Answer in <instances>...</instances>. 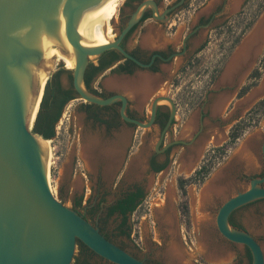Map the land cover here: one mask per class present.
<instances>
[{
    "label": "flooded vegetation",
    "instance_id": "flooded-vegetation-1",
    "mask_svg": "<svg viewBox=\"0 0 264 264\" xmlns=\"http://www.w3.org/2000/svg\"><path fill=\"white\" fill-rule=\"evenodd\" d=\"M144 1L146 0H126L122 4L120 3L121 6L119 4L112 19L113 21L111 20L109 23V27L113 31L111 41H119L118 45L129 56L117 48L105 51L96 58L95 62L90 61L83 83L89 92L102 98H125L126 116L143 123L151 121L153 107L158 99L168 98L173 103L171 104L167 100L157 102L155 118L148 129H141L136 123L123 117L121 112L124 102L121 98H117L113 104L108 106H100L88 102L81 103V108L85 113L84 130H92L90 133L96 135L95 139L98 140L100 147L105 151L101 150L105 153L102 151L92 153L97 160V163L92 165V168L96 169V182L94 183L92 173H81L83 185L81 186V191H75L74 193V209L79 210L81 208L79 202L82 201L84 212L79 213L99 228L107 239L123 249L125 248L113 237L132 236V225H130L129 220L145 201L147 194L144 185L146 175L149 172L160 175L171 162L170 156L174 147L180 148L175 161H180L182 157H185L182 159L181 166H184L185 169H193L203 156L205 147L208 144H218L224 138L219 131H217L218 133L214 131L210 136H203L205 130L204 110L198 114V127L192 133V136L188 139L179 138L184 129V122L177 124L179 105L173 97L164 95L162 90L166 87H174L180 74L189 69L190 65L195 63L194 59L204 52L210 42L209 39L213 31H218V29L223 28L233 19L239 18L243 9L250 2V0H233L231 2V12H226L225 6L229 1L222 0L212 7L211 10L202 13L196 22L192 24L191 19L186 22L184 15L185 11L190 13L186 9L189 6H194L193 2L197 0H172L163 6H161L160 0H151L152 3L146 6L142 14L133 21V16ZM165 1L168 2V0ZM199 8L194 9V15L201 10ZM263 50L264 46L259 50H253L252 56L247 61L249 66L243 68L241 73L239 72L233 79L234 82L232 83L234 86H237L243 80L249 69L252 70L248 75V79L252 80L251 75L258 68H256V65ZM234 57L235 55L229 64ZM61 72L67 74L68 87H64L61 81H56ZM240 75L243 76L239 79ZM108 78L110 79L111 87H109L110 91L107 93L105 80ZM56 82L59 84L61 93L57 100L58 107L66 98L69 99L67 104L81 100L75 89L73 71L68 70L66 64L59 65L58 70L49 80V101L53 98L52 91ZM208 95L209 92L206 96L208 97ZM226 95H228V101L229 93ZM257 103L253 105L254 108ZM248 105L246 108H241V111L250 108ZM173 107H175L174 115ZM171 117L172 123L169 126ZM194 120L196 119L193 118L191 120L192 125L195 124ZM222 128V124H219V129L222 130ZM140 130L143 131L140 132ZM173 130L175 137L170 138L169 136ZM151 139H153L154 143L152 142V146H149L150 151L147 153L145 150ZM219 139L220 141L216 142ZM83 143L82 139L78 146ZM114 148L117 149V155L114 156L116 158L113 160L112 157V160L108 161V159H111L108 150H113ZM79 150L78 148V152ZM78 160L79 155L77 154L74 159L76 167L72 173L73 178L78 175V166H80ZM188 163H191V166H188ZM108 164L112 168H109ZM142 165L144 166L143 170H141L143 167H140ZM131 172L138 173L137 178L133 181L128 179L131 176ZM112 194L113 199L109 202L108 197ZM121 204L126 209H130L134 204H137V206L132 213L127 212L124 215L119 210ZM249 205L243 206L232 213L230 216L231 225L245 230L242 226L235 223L233 216L237 211ZM170 206L172 208L171 200L164 212ZM90 217H97V220L92 221ZM113 217L117 218L118 223L109 232L107 231L109 220ZM155 226L157 228L158 223ZM173 227L177 228L179 233H182V225L177 223V218L175 217ZM254 238L257 240L256 237ZM225 240L228 241L227 239ZM228 242L234 246H242V250L235 248L236 256L240 257V261L245 259L248 264L253 263L252 252L248 246ZM257 242L264 251L262 244L258 240ZM132 255L147 263L161 264L147 258L142 259L134 254Z\"/></svg>",
    "mask_w": 264,
    "mask_h": 264
},
{
    "label": "water",
    "instance_id": "water-1",
    "mask_svg": "<svg viewBox=\"0 0 264 264\" xmlns=\"http://www.w3.org/2000/svg\"><path fill=\"white\" fill-rule=\"evenodd\" d=\"M100 1L0 0V264H72L79 241L112 264H152L111 242L93 223L53 194L48 181L49 149L45 146L49 140L33 133L37 118L31 126L41 91L40 73L50 69V80L56 72L55 65H47L46 54L53 52L52 44L69 58L74 56L75 68L67 69L73 71L75 89L85 102L108 106L121 98L123 117L143 129L151 127L157 102L173 103L168 98L158 99L151 121L143 123L126 116L125 98H102L85 88L84 75L92 59L113 48L129 56L118 45L119 41L104 46L83 45L77 29L89 21L91 10ZM151 3L144 1L133 21ZM263 17L239 47L251 38ZM64 38L72 53L63 45ZM263 46L264 40L257 50ZM263 87L264 78L256 90ZM263 98L264 92L252 105ZM240 111L237 105L235 112ZM261 150L264 159V144ZM88 155L89 158L83 154V158L90 163ZM263 185L264 175L254 178L250 188L225 201L216 216L218 231L225 239L250 248L252 264H264V251L254 236L231 225L230 216L237 209L264 199Z\"/></svg>",
    "mask_w": 264,
    "mask_h": 264
},
{
    "label": "rangeland",
    "instance_id": "rangeland-1",
    "mask_svg": "<svg viewBox=\"0 0 264 264\" xmlns=\"http://www.w3.org/2000/svg\"><path fill=\"white\" fill-rule=\"evenodd\" d=\"M124 1L126 0H119V4H122ZM171 1L172 0H168V2L160 0V3L161 6H163L165 3H170ZM221 1L222 0H197L193 2L194 6H189L186 9L189 10L190 13L185 11L184 17L186 22L191 19L192 24L195 23L202 13L211 10L212 7ZM228 1L229 2L225 6V11L231 12L230 8L233 0ZM198 7H200L199 9L201 10L194 15L193 11ZM262 15H264V0H250L239 18L233 19L223 28L218 29V31H213L211 38L209 39L210 42L204 52L194 59L195 63L191 64L189 69L180 74L174 87H166L162 90L164 95L173 97L179 105L177 124L179 125L184 122V129L179 138L188 139L192 136V133L196 131L198 127V114L202 110H204L205 113V130L203 136H210L214 131H216V133L219 131L224 138L221 139L218 144H208L207 147H205L203 156L193 169H185L184 166H181L182 159L185 157H182L180 161H175L180 148L174 147L170 156L171 162L166 166L165 170L160 175H156L152 172H149L146 175L144 182L147 193L145 201L129 220L130 225H132V236L113 237L114 240L121 244L130 254L132 253L139 258H147L161 264H248L245 259L240 261V257L238 258V256H236L235 248L242 250V246H234L230 244L220 234L216 225V216L219 208L225 201L230 197L235 196L238 192H243L249 189L250 182L254 178L262 177L264 171V159L261 148L259 150V162L254 169L244 171V169L235 168L231 172L232 179L238 183V189L234 190L225 199L220 200L208 210L212 219L210 224L211 235L209 236L210 238L208 239L207 244L211 250L223 249L226 252L224 260L212 261L207 257L206 254L209 248L205 246V240L202 238V233L198 228L197 221L202 212L199 196L210 179L229 164L234 153L251 135L261 134L264 144V109L252 110L254 107L251 105L250 108L235 112L237 104L246 99L257 89V87H254L241 99L237 98L240 89L251 83L252 80L248 79V75L251 73L252 69L247 70V74L237 86H234L233 83L223 86L219 85L222 74L239 48V45L233 48L235 40L241 35L250 22L255 20L256 23ZM249 31L245 34V37ZM95 60L96 58L92 59L94 62ZM68 63L69 61H67V58L59 56H57V58L55 57L56 71L58 70L59 65L66 64V67L68 68ZM257 67H260L264 71V50L259 56L256 68ZM242 76L243 75H240L239 79ZM263 78L264 75L262 79ZM56 79L58 82L61 81L64 87H68L66 73L61 72ZM262 79L260 80V83ZM109 80V78L105 80L107 93L110 91V88L106 86V82ZM208 92L209 95L207 97L206 95ZM228 93L229 99L227 103L221 112L214 116L211 109L213 99ZM82 102L85 101L78 100L65 106L62 117L56 127L57 136L55 139L51 140L49 145L53 154L49 171L51 186L55 190L54 195L72 209H74V193L75 191H81V186L83 185V177L81 176V173H92L94 183L96 182L97 177L96 169L92 168V165L96 164L97 160L94 158V161H92L91 164V162L89 163L83 158V150L85 149L84 145L89 141L92 143L96 135L90 133L92 130H84L85 113L81 108ZM193 118L196 119L194 120V125L191 124ZM242 119L246 120V125H248V127L237 143L229 147V135L231 129ZM219 124H222V130L219 129ZM178 125L177 127H179ZM142 131L143 130H140V132ZM169 137H175L174 130ZM82 139L84 143L78 146ZM152 142L154 143L153 139L147 144V149L145 150L147 153L150 151L149 146H152ZM223 146H228V152L226 155L223 158L220 156L213 158V149ZM78 148L80 149L79 152ZM77 154L79 155L78 161L80 166H78L77 177L73 178L72 173L76 167L74 159ZM210 162L214 163V168L205 182L201 185L189 184L187 186V196H182L178 186V179L193 176L196 170L202 165ZM140 167H143L141 170L144 169L143 165ZM136 172L130 173L131 176L128 178L130 181L137 178L138 173ZM108 199L110 202L113 199V194L110 195ZM170 200L174 217L177 218V223L182 225V233H179L177 228H168L165 224V217L162 213H164V209L167 208ZM184 204H187L189 208L188 215L183 213ZM80 207L79 210H74L82 212L83 208L82 206ZM90 218L92 221L97 220V217ZM233 219L235 223L245 229L244 231L256 237L264 247V199L254 201L250 203L249 206L240 209L234 214ZM117 221L116 217L111 218L109 220L107 231L110 232L117 225ZM157 223L158 227L156 228L155 224ZM183 237H185V239H183ZM176 247L184 253L183 262L176 261L170 256V252ZM77 260L82 262L87 260L90 264H112L98 257L81 255L79 248L76 251L75 260L72 264H76Z\"/></svg>",
    "mask_w": 264,
    "mask_h": 264
},
{
    "label": "bare ground",
    "instance_id": "bare-ground-1",
    "mask_svg": "<svg viewBox=\"0 0 264 264\" xmlns=\"http://www.w3.org/2000/svg\"><path fill=\"white\" fill-rule=\"evenodd\" d=\"M118 6H119V0H101L91 10V17L89 21L77 29V31L79 32L80 36L83 39L82 41L83 45L104 46L112 42L111 41L112 31H111V28L109 27V23L113 19ZM250 37L251 38H249L246 42H244L239 47L237 52L235 53L234 59L228 65L222 77L220 78L219 85L231 84L232 82H234L233 79L235 78V76H237L239 72L241 73V70L243 68H246L247 66H249L247 61L252 56L253 50L255 51V49L258 48L262 40H264V17L262 21L260 22L259 26L257 27V29L253 32V34H251ZM63 40H65L63 41L64 43L63 45L67 49H69L72 53L73 50L70 44L66 41V38H64ZM54 45L55 44H52L53 52L51 54H46L48 67L54 68L55 57L57 58V56H59V57L67 58V61H69L68 68L74 69L75 68L74 56L70 55L71 58H69V56L63 54L62 51H60L58 48H55ZM49 70L44 69L40 73L41 91H40L39 99L37 101V105L33 112L31 126H33L37 118L39 109H40L45 87L47 85V82L49 81ZM106 86L111 87V82L107 81ZM263 92H264V87L260 90L253 91V93L247 99H245L244 101L238 104L239 109L243 107L246 108L248 104H249L248 107L251 106L254 103L255 99ZM227 98H228V95L225 94L224 96L217 97L213 101L212 113L214 116L218 115L221 112L225 103L227 102ZM217 141L219 142L220 139L216 140V142ZM50 143H51V140L45 142V146L48 147L49 149V158L47 162V168L49 169H50V165L52 162V156H53L50 150V147H49ZM262 144H263V137L261 136V134H253L250 137H248L242 143L240 148L234 153L229 164L226 165L222 170L217 172L213 176L212 179H210V181L206 184V186H204L199 196V202L202 208V212H201V216H199L197 224H198V228L201 230L202 238L203 240H205V244H206L205 246L209 248L206 255L212 261L224 260L225 254L222 250H217V249L211 250L207 244L208 239L210 238L209 236L211 235L210 224H211V219H212L208 210H210L220 200L225 199L234 190L238 189V183L235 180H233L231 176V172L235 168H241V169H244V171L246 170L249 171L256 167V165L259 162V150ZM84 148H85L84 150L87 151L86 152L87 154L85 153L84 150H83V154L84 156L88 158H89L88 153L90 154V150H94V152L95 151H98V152L105 151L103 148L100 147V144L98 143V140L96 139H94L92 143L87 142ZM101 149H103L104 151ZM108 152L111 158V159H108V161L112 160V157L114 160V158H116L114 156L117 155V149L114 148L113 150H108ZM92 156L93 155H90L91 164H92V161H94ZM107 158L109 157L107 156ZM188 166H191V163H188ZM110 167L112 168L111 165H109V168ZM48 181H49L51 190L55 194V190L51 186L50 171L48 173ZM162 214L165 217L164 219H165L166 226L172 229L174 225V216H173L171 206L168 207L167 211H165ZM178 248L177 247L174 248L170 252V256L176 261L183 262L184 253H182Z\"/></svg>",
    "mask_w": 264,
    "mask_h": 264
},
{
    "label": "trees",
    "instance_id": "trees-1",
    "mask_svg": "<svg viewBox=\"0 0 264 264\" xmlns=\"http://www.w3.org/2000/svg\"><path fill=\"white\" fill-rule=\"evenodd\" d=\"M255 24V20L250 22L247 27L243 30L241 35L235 40L233 48L238 46L245 36V34L253 27ZM264 74V71L259 67L254 70V72L251 75V79L253 80L250 84L246 85L242 88V90L238 94V98L244 97L252 88L257 87L259 85V80L262 78ZM58 82L55 83L53 93H52V100L49 101L48 99V90H49V82L46 87V91L42 100L41 108L38 113L37 120L35 122L33 133L42 136L45 140H53L57 136L56 127L58 122L60 121L64 108L67 105L69 99L66 98L61 105L57 106V100L58 96L61 95L60 93V87ZM256 109H264V99L259 101L255 108ZM248 125H246V120L242 119L240 122H238L236 125H234L230 132V141H229V147L233 146L237 143V141L243 136L245 133V130L247 129ZM228 147V146H227ZM227 147H217L213 149L214 156L213 158L221 157L223 158L226 153L228 152ZM214 168V163H205L202 165L193 176L189 178H179L178 179V186L181 191L182 196H187V186L189 184H203L207 177L210 175ZM79 206H82V201L79 202ZM137 204H134L130 209H126L125 207L121 206L119 207V210L122 214H126L127 212L132 213L136 209ZM183 213L185 215H188L189 208L187 204L183 205ZM78 248L81 255H85L87 257H98L102 260L103 258L99 257L97 254H95L93 251H91L86 245H84L82 242H78ZM76 264H90L87 260L84 262L77 260Z\"/></svg>",
    "mask_w": 264,
    "mask_h": 264
},
{
    "label": "crops",
    "instance_id": "crops-1",
    "mask_svg": "<svg viewBox=\"0 0 264 264\" xmlns=\"http://www.w3.org/2000/svg\"><path fill=\"white\" fill-rule=\"evenodd\" d=\"M263 80V79H262ZM262 82V81H261ZM90 142V141H89ZM91 143V142H90ZM84 147H85V145H84ZM96 152V151H95ZM92 153H94V150H90V154L92 155ZM92 158H93V160H94V156H92ZM223 250V249H222ZM224 251V250H223ZM225 252V251H224ZM225 254H226V252H225ZM226 256V255H225Z\"/></svg>",
    "mask_w": 264,
    "mask_h": 264
},
{
    "label": "built area",
    "instance_id": "built-area-1",
    "mask_svg": "<svg viewBox=\"0 0 264 264\" xmlns=\"http://www.w3.org/2000/svg\"><path fill=\"white\" fill-rule=\"evenodd\" d=\"M54 194V193H53Z\"/></svg>",
    "mask_w": 264,
    "mask_h": 264
}]
</instances>
